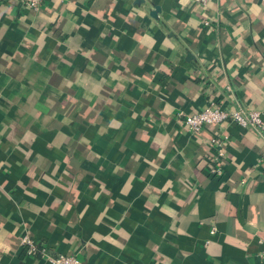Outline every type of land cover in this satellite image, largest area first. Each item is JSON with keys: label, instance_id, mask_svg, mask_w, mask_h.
<instances>
[{"label": "crops", "instance_id": "0c3cea01", "mask_svg": "<svg viewBox=\"0 0 264 264\" xmlns=\"http://www.w3.org/2000/svg\"><path fill=\"white\" fill-rule=\"evenodd\" d=\"M210 103L264 120V0L0 1V264H264V139Z\"/></svg>", "mask_w": 264, "mask_h": 264}, {"label": "built area", "instance_id": "2783aa9c", "mask_svg": "<svg viewBox=\"0 0 264 264\" xmlns=\"http://www.w3.org/2000/svg\"><path fill=\"white\" fill-rule=\"evenodd\" d=\"M5 1V0H0ZM21 4L36 10L39 8L42 0H17ZM196 4L206 6L213 0H193ZM205 25L211 24L205 21ZM178 117L183 125L192 134H199L208 127L219 126L224 123H234L237 126L248 129L256 133L264 139V120L259 111L245 108L237 105L234 109H230L221 104L210 103L207 107L191 113L179 112ZM229 136L227 133L214 131L206 140L208 148L207 169L212 175L219 176L223 173V165L225 161V148ZM261 160H264V153L261 155ZM211 234L215 229L210 230ZM21 242L26 248V253L29 255L46 256L44 248L39 249L35 241L26 233L22 235ZM52 264H82V262L73 254H60L55 257H49Z\"/></svg>", "mask_w": 264, "mask_h": 264}, {"label": "water", "instance_id": "95a60500", "mask_svg": "<svg viewBox=\"0 0 264 264\" xmlns=\"http://www.w3.org/2000/svg\"><path fill=\"white\" fill-rule=\"evenodd\" d=\"M140 2H143V0H135V4H138V3H140ZM159 11H160L159 6H158V5H153V6H152V9L149 11V14H150L152 17L157 18V14L159 13ZM193 57H194V56H193V54H192L190 51H187V52H186V58H187V59H191V58H193Z\"/></svg>", "mask_w": 264, "mask_h": 264}, {"label": "trees", "instance_id": "16d2710c", "mask_svg": "<svg viewBox=\"0 0 264 264\" xmlns=\"http://www.w3.org/2000/svg\"><path fill=\"white\" fill-rule=\"evenodd\" d=\"M38 248H39V249H41V247H40V246H38Z\"/></svg>", "mask_w": 264, "mask_h": 264}]
</instances>
